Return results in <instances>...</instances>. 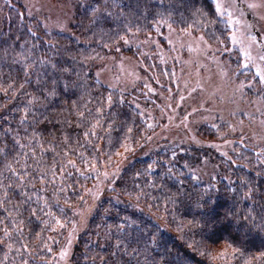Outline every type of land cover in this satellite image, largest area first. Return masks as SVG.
<instances>
[{
  "label": "trees",
  "instance_id": "trees-1",
  "mask_svg": "<svg viewBox=\"0 0 264 264\" xmlns=\"http://www.w3.org/2000/svg\"><path fill=\"white\" fill-rule=\"evenodd\" d=\"M73 1V34L44 30L20 4L4 7L0 264H49L87 204L88 168L145 150L146 121L129 94L98 82L97 64L160 23L217 42L230 33L211 0ZM202 155L138 157L102 191L69 264H264V150L243 153L228 169L232 185L214 187L187 171Z\"/></svg>",
  "mask_w": 264,
  "mask_h": 264
},
{
  "label": "rangeland",
  "instance_id": "rangeland-1",
  "mask_svg": "<svg viewBox=\"0 0 264 264\" xmlns=\"http://www.w3.org/2000/svg\"><path fill=\"white\" fill-rule=\"evenodd\" d=\"M211 1L230 27L227 41L160 23L145 37L132 32L97 64L98 82L130 95L149 136L145 150L133 159L112 169L88 168L94 183L87 204L62 234L49 264H69L102 191L115 186L138 157L159 151L201 153L197 163L186 164L187 171L195 181L214 187L221 180L232 185L228 169L243 153L264 150V0ZM14 3L44 30L73 34V0H0V35L8 16L4 7Z\"/></svg>",
  "mask_w": 264,
  "mask_h": 264
}]
</instances>
